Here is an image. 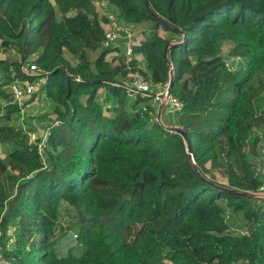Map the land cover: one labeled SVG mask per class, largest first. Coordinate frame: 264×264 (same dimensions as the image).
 <instances>
[{
    "label": "trees",
    "instance_id": "1",
    "mask_svg": "<svg viewBox=\"0 0 264 264\" xmlns=\"http://www.w3.org/2000/svg\"><path fill=\"white\" fill-rule=\"evenodd\" d=\"M102 5L123 25L150 26L134 45L141 62L101 48ZM225 41L246 68L229 69ZM0 47L20 57L0 60V95L9 98L11 66L35 64L62 122L42 147L10 123L18 105L0 124V145L11 149L0 177L16 186L8 197L0 181V264H264V199L244 195L262 186L251 160L264 131V0H0ZM171 66L183 109L168 126L187 133L194 163L183 137L154 121L149 100L115 86L135 74L167 82ZM64 205L86 218L79 253L57 250ZM225 207L244 213L249 232L229 233Z\"/></svg>",
    "mask_w": 264,
    "mask_h": 264
},
{
    "label": "rangeland",
    "instance_id": "2",
    "mask_svg": "<svg viewBox=\"0 0 264 264\" xmlns=\"http://www.w3.org/2000/svg\"><path fill=\"white\" fill-rule=\"evenodd\" d=\"M109 12L116 13V9L114 7H109ZM100 11V10H99ZM100 15L103 16V14L100 11ZM57 20L61 21L62 17L60 13L57 10ZM150 26L143 24L140 26H136L135 30L137 31L138 37L140 40L142 35L144 34V31L148 30ZM160 34L165 36L166 38H174V41L179 40L178 37L175 35L164 31L163 29L160 30ZM176 42L172 43L175 44ZM231 48L232 44L228 41L223 42V47L221 51V56L224 58L225 63L228 65L229 69L232 72H235L241 68H246L248 65V59L241 58L237 56H231ZM101 49L95 53H90V59L94 61L96 57L101 53ZM36 57V56H35ZM65 57L67 60L75 65V62L71 56L66 53ZM20 57L18 56L17 52L15 50L10 51H4L0 47V60H7V61H17ZM110 59H115L116 62H119L120 60V54L119 56L112 54ZM142 57H140V60ZM112 61V60H110ZM113 62V61H112ZM0 82L4 81L2 80V77H0ZM41 89V88H40ZM40 89L37 88V96L33 97L32 99L23 100L21 102L22 105H18L14 103L12 97V93L10 90L9 85H4L2 87V91L9 97L6 98L4 95H0V124L6 123V115L8 114V106L13 107L12 110H15V106L18 105L19 111H14L11 114V120L10 123L17 126L18 128H23L28 133H33L37 137H43L47 127L53 123L55 117L53 115V104L52 102L46 97L44 92H40ZM106 97V92H102L101 99L104 101ZM133 99V98H132ZM178 120V114H175V112L170 107H165L163 110V121L167 125L175 124ZM155 121V120H154ZM10 147L7 145H0V156H5L10 152ZM264 158V155H263ZM0 181L2 182L3 189L5 191L6 196L13 197L16 193V186L13 183H9L5 177H0ZM217 181L222 183L223 185H228V181L226 179H221L219 175H217ZM225 216L226 220L228 221L230 225V231L229 233L233 236H240L244 235L247 232H249V228L251 227V223L249 220L246 219L244 213L242 212H235L227 207H225ZM79 211L73 207H70L68 205H64L62 208V214L59 221V234H58V243H57V250L60 253L65 252L67 249L75 250L77 253H79L80 244H79V238H77V235L79 234L81 223L79 221ZM13 235L16 234V230L12 228ZM0 236H1V230H0ZM9 248L14 249L15 248V239L12 238L9 243ZM2 260V252L0 249V263ZM238 264H247L246 262H239Z\"/></svg>",
    "mask_w": 264,
    "mask_h": 264
},
{
    "label": "built area",
    "instance_id": "3",
    "mask_svg": "<svg viewBox=\"0 0 264 264\" xmlns=\"http://www.w3.org/2000/svg\"><path fill=\"white\" fill-rule=\"evenodd\" d=\"M100 11L108 18L107 24L104 26L105 38L102 41L101 48L104 50L119 47L130 63L133 59L139 61L142 56L134 55V45L139 40L137 31L133 26L121 24L117 17L108 11L105 5H102ZM168 60V58H167ZM173 71V67H170ZM11 83L9 84L14 103L21 104L23 100L30 99L41 88L45 79L42 78L41 70L37 65L30 62H20L17 68L11 66L9 68ZM36 77L38 80L35 83L29 82L28 78ZM117 88L124 87L128 90L133 100L138 97L149 100V104L153 108L151 115H153L156 122L165 128H171L163 121V110L165 107H170L175 114L181 113L183 104L171 95L167 98L170 89V80L167 82L153 83L146 77L140 74L130 76L128 80L123 83L115 84ZM148 112L147 106H142L141 115ZM62 126V122L54 120L49 127H47L43 137H37L33 133H28L32 143H39L40 147L48 143L51 135V130L55 127ZM264 131L258 134L257 154L252 158L251 163L256 175L262 179V186L256 194V198L264 199Z\"/></svg>",
    "mask_w": 264,
    "mask_h": 264
},
{
    "label": "water",
    "instance_id": "4",
    "mask_svg": "<svg viewBox=\"0 0 264 264\" xmlns=\"http://www.w3.org/2000/svg\"><path fill=\"white\" fill-rule=\"evenodd\" d=\"M147 5L149 6V2H147ZM157 19H160L157 15L155 16ZM182 44V43H180ZM178 44H169L166 48H165V55L168 54V51L171 47H174ZM173 87H174V72L172 71L171 72V80H170V89L168 91V94H167V98H170L171 95H172V91H173ZM169 130H173L174 132L178 133L179 135H181L184 139V141L186 142V145H187V150H188V154L189 156L191 157L193 163H194V160H193V157H192V148H191V143L189 141V138L187 136V133L185 131H183L182 129H172V128H168ZM219 189L221 190H224V191H227V192H230V193H234V191L232 190H229L227 188H223V187H218ZM244 195L246 196H250V197H254L256 198V194H248V193H245ZM80 217H81V221L84 223L86 222V218L80 213L79 214Z\"/></svg>",
    "mask_w": 264,
    "mask_h": 264
},
{
    "label": "crops",
    "instance_id": "5",
    "mask_svg": "<svg viewBox=\"0 0 264 264\" xmlns=\"http://www.w3.org/2000/svg\"><path fill=\"white\" fill-rule=\"evenodd\" d=\"M142 59H143V57H142ZM142 59H141V60L139 59V61L141 62V61H142ZM170 127H171V126H170Z\"/></svg>",
    "mask_w": 264,
    "mask_h": 264
}]
</instances>
